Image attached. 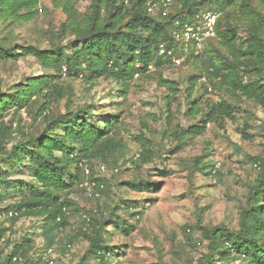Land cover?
<instances>
[{"label": "rangeland", "instance_id": "obj_1", "mask_svg": "<svg viewBox=\"0 0 264 264\" xmlns=\"http://www.w3.org/2000/svg\"><path fill=\"white\" fill-rule=\"evenodd\" d=\"M91 1L35 0L29 7L31 13L21 8L17 17L6 14L0 17V37L14 45L17 52L20 48L36 46L49 55L52 48L63 47L75 37L71 29L60 33L61 24L67 20L66 9L70 8L79 22L89 15ZM249 1L257 12L264 14V0ZM240 2L234 0L224 10L210 12L216 17L223 15V21L230 20L232 25H237L238 36L245 39L246 27L254 19ZM181 7L179 0H171L166 6L167 14ZM204 9L207 10L202 6L199 10ZM105 10L101 8L102 21L107 17ZM214 48L225 52L216 42L207 43L206 38L199 43L178 42L174 50H166L160 44L158 54L166 53L170 59L162 55V64L150 63L145 72L135 74L127 83L125 96L117 91L119 83L111 77L92 75V79H87V73L84 76L73 71L66 74L64 68L55 71L30 53L0 60V92L9 91L20 82L26 83L27 77L41 74L63 91L59 101L45 111L41 106L45 99L38 94L30 97L29 104L34 102L32 107L28 104L2 112L0 122L7 128L0 131L3 129L4 135H8L4 142L6 150L22 136L38 134L52 117L65 112L68 106L75 110L84 103H93L99 119L118 114L116 139L121 145L105 161L92 159L89 170L93 176L105 179V192L95 190L96 195L91 197L93 190L88 186L86 190L74 188L69 193L75 206L69 209L67 225L55 233L51 254L47 256L45 251L40 264H79L88 245L78 236L84 227L81 218L96 205L106 209L104 214L116 205L117 213L133 226L127 235L112 229V225L107 227L112 232L107 238L119 252L114 264H195L207 251V243L194 247L185 234L186 226L223 223L229 228H238L239 211L246 204V196L259 171L251 157L264 156V108L239 96L238 91L234 93L219 77H214L210 64L219 59L212 51ZM257 73L251 69L248 76L258 79ZM248 76L242 78L243 83ZM219 98H226L237 106L235 119L206 122L204 131L192 137L182 134V128L196 124L207 106ZM181 137L186 143L180 142ZM140 149L145 157H151L149 161H138L134 156ZM196 157L213 165L217 172L201 171L194 163ZM9 163L0 160V170L7 169ZM12 165L9 178L30 179L20 165ZM161 170L167 174L160 176ZM139 178L155 182L156 187L140 191L124 185ZM28 190L24 188L25 192ZM17 193V187L0 184L3 195L0 208L16 202ZM122 199L131 200V210L127 211ZM41 220L30 215L9 218L0 214V228H5L0 238V253L11 252L14 244L21 242L27 233L32 246L29 255H33V248H43ZM199 233L201 229L195 228L194 236ZM68 242H71L69 250L63 255L59 248Z\"/></svg>", "mask_w": 264, "mask_h": 264}, {"label": "trees", "instance_id": "obj_2", "mask_svg": "<svg viewBox=\"0 0 264 264\" xmlns=\"http://www.w3.org/2000/svg\"><path fill=\"white\" fill-rule=\"evenodd\" d=\"M34 1L0 0V17L5 14L17 17L21 8L31 13L29 7ZM148 1L156 0H92L89 15L79 22L68 8L67 20L61 24L60 33L71 29L75 37L68 40L65 46L52 48L49 55L45 54L46 50L36 46L20 48V52H17L14 45L0 37V60L16 59L30 53L55 71L64 68L66 74L73 71L76 75L81 73L84 76L87 73V79L92 75L111 77L119 83L117 91L125 96L127 83L135 74L145 72L150 63L156 66L162 64V55L170 59L166 53L159 55L158 52L160 44L166 50H174V46H177L178 42L172 34L175 19H179L181 24L185 20L191 22L201 12L224 10L234 0H179L182 7L165 16L151 14ZM202 6L207 10L200 11ZM240 6L254 19L246 27L247 37L240 38L237 25H232L230 20L223 21V15L217 16L215 35L206 39L207 43L216 42L225 52L212 49L219 59L212 61L210 68L214 71V77H219L234 93L238 91L239 96L264 108V14L257 12L249 0H241ZM102 7L107 9V17L103 21L100 14ZM240 43H245V46ZM189 47L192 48L191 45ZM251 69L258 72V79L248 76ZM245 76L249 79L243 83ZM26 79V83L20 82L13 89L0 92V118L8 108L26 107L31 96L40 94L44 97L45 102L41 104L44 111L63 96L61 87L48 82L43 74ZM33 105L34 102L29 104L30 107ZM94 111L95 104L90 102L75 110L68 106L65 112L52 117L38 134L22 136L9 150L5 149L4 144L8 135H4L3 129L0 131V155H3L0 160L11 163L7 169L0 170V184L17 187L19 196L16 202L0 208V214L9 218L18 215L41 217L40 228L45 238L42 250L35 247L33 255H29L31 239L28 233L25 234L21 242L14 244L11 252L5 255L0 253V264H19L20 261L23 262L21 264H40L43 253L55 242V233L67 225L69 209L75 206L69 193L74 188L86 190L88 186L93 190L91 197L96 195L95 190L97 193L105 192V179L93 176L89 170L92 159L105 161L121 145L120 140L116 139L118 114L99 119ZM236 112L237 106L226 98H219L207 106L196 124L182 128L181 132L186 133V137L201 134L206 122L233 120ZM0 128H7L4 122H0ZM180 142L186 143L182 137ZM141 151L137 150L134 156L138 161H149L151 157H145ZM251 159L259 171L246 196V204L239 211L238 228H229L223 223L204 227L186 226L185 234L194 247L207 243V251L197 258L195 264H264V156ZM12 163L20 165L30 179L9 178V172L14 167ZM194 163L207 174L217 172L213 165L203 163L201 157H196ZM17 171L21 173L22 170ZM158 173L160 176L167 174L164 170ZM124 185L140 191H150L156 187L155 182L142 178L126 181ZM25 187L29 188L28 192L24 191ZM2 201L3 195L0 194ZM122 202L127 211L132 209L131 200L122 199ZM105 210L96 205L87 211L88 214L82 215L84 227L78 231V236L81 235L88 245L79 264L117 262L119 252L107 238L112 233L107 227L112 225V229L127 235L133 226L117 213L116 205L106 214ZM130 215L133 216L134 212H130ZM195 228L201 229L196 237L193 234ZM4 230L0 228V238ZM69 244L71 242L59 248L63 255L69 250Z\"/></svg>", "mask_w": 264, "mask_h": 264}, {"label": "built area", "instance_id": "obj_3", "mask_svg": "<svg viewBox=\"0 0 264 264\" xmlns=\"http://www.w3.org/2000/svg\"><path fill=\"white\" fill-rule=\"evenodd\" d=\"M171 3V0H161L158 1H148V11L153 15H167L166 6ZM216 20V15L210 11L201 12L197 15L196 20L188 22L185 20L184 23H180L179 19L174 20L173 36L177 42L180 44H186L191 42L199 43L202 39L207 38L208 36H213L214 32V23ZM170 52V51H168ZM87 172V170H86ZM189 229H187V232ZM51 248H48L46 255L51 254ZM51 263L50 258L48 259Z\"/></svg>", "mask_w": 264, "mask_h": 264}]
</instances>
